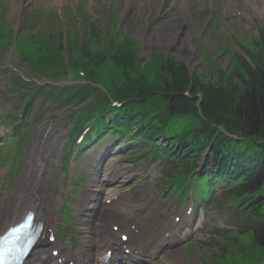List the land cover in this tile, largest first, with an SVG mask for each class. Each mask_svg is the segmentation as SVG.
Listing matches in <instances>:
<instances>
[{
    "label": "rangeland",
    "instance_id": "obj_1",
    "mask_svg": "<svg viewBox=\"0 0 264 264\" xmlns=\"http://www.w3.org/2000/svg\"><path fill=\"white\" fill-rule=\"evenodd\" d=\"M176 1L177 7L172 0H0V18L4 21L2 33H5L0 39V45L8 47L11 41L17 43V48L12 46L7 52L0 50V116L3 114L0 117V161L6 163L9 156L6 158L7 155L3 153L8 148L7 153H14L16 148H24L26 160L19 169L23 178L26 172L31 175L32 167L37 165L39 158L46 162L54 161L60 175L49 186L48 191L52 194L48 198L52 199L55 206L59 205L58 198L62 197L57 194V189L63 188L66 178L60 170L64 167L63 151L69 147L67 138L74 130V124L68 119L74 107L67 103V95L55 98V91L49 87L38 92L34 87L23 86L12 80V72L23 81L37 82L43 86L48 81L31 67L35 66L34 62L40 57L42 48L46 47L52 52L51 55L56 53L54 41L59 34L67 37L68 52L74 47L73 54L77 55L80 41L86 42L89 52L97 54L101 51L99 47L102 42L111 35L117 41L124 38L123 51L134 54L137 64L135 81L139 71L144 70L148 81H151L149 83L155 81L164 86L167 75L164 66L169 61L184 65L190 77L198 79L201 84L216 85L222 78L221 75L234 72L232 51L241 50L242 39L254 45L258 43L261 30L264 29V0H255L251 12L243 8V4L247 6V0H233V5L238 6L239 11L235 10L230 20L226 14L228 8L225 0ZM170 9L175 12L170 13ZM126 12H131L129 18L125 17ZM98 30L101 38L94 35ZM177 32L180 34L178 40L175 36ZM27 56H31V60L26 59ZM8 70L11 72L3 73ZM161 73L163 79L160 78ZM166 78L171 81L169 75ZM53 83L60 86L72 85L67 79ZM3 117L6 119L2 120ZM190 118L194 127H201L198 119L192 116ZM16 122L18 124L13 125ZM111 135L106 136V140L98 146L92 137L86 146H72L74 154L70 171L75 166L91 164L101 148L107 146L110 153H103L108 160L103 165L121 168L120 172L127 167L132 169L128 171V175L134 176V179L123 191L134 188L126 195L123 204L136 206L138 214L146 215L145 225L161 229L164 223L171 221L174 214L180 215L184 210V213L187 211L188 217L183 227L190 232L179 234L177 238L181 239L172 243L156 264H227L231 253L222 250L223 242L219 247L212 246L213 235L210 229L228 227L218 211L211 205L195 206L193 202L182 206L177 203L174 195L165 198L164 188L169 183L163 176H159L162 171L160 161L146 160L145 155H139L138 150H131L132 153H129L130 147L122 148L126 140H115ZM91 144L94 145L90 150ZM44 145L47 155L43 150ZM12 148L14 151H11ZM51 148L55 149L50 150ZM54 150L56 152L52 156ZM90 151L92 153L88 155ZM79 153H83V157ZM66 156L69 162L70 156ZM18 158L14 157V160ZM9 171L10 164L0 165V208L14 195L17 188L15 183L9 185L5 181L9 177ZM86 184L87 182L80 185L72 197L73 201L76 202L82 193H87L85 190L81 191ZM151 185L155 187L153 195L156 203L143 211V206L153 200L147 191ZM145 192L146 196H143ZM145 198L146 201L143 202ZM77 206V202L73 204L74 208ZM82 206L77 207V211ZM73 226L76 231L73 240L77 245H89L81 233V227ZM60 228L62 231L63 222ZM171 250L174 254L168 253Z\"/></svg>",
    "mask_w": 264,
    "mask_h": 264
},
{
    "label": "trees",
    "instance_id": "obj_2",
    "mask_svg": "<svg viewBox=\"0 0 264 264\" xmlns=\"http://www.w3.org/2000/svg\"><path fill=\"white\" fill-rule=\"evenodd\" d=\"M3 25L0 20V26ZM4 33L0 31V39L4 37ZM1 42V40H0ZM41 46L43 43L40 41ZM55 44V41H54ZM57 48L55 55H51L46 47L47 57L39 58L40 64L46 66H64L62 63L65 47L63 46V38L59 34L56 38ZM261 54L254 60V67L249 66L245 61H239L238 70L228 75H221L216 85H203L198 79H193L189 75L187 68L179 64V62H169L165 70L171 74L172 81L167 84L171 87L168 101L170 104L169 114L171 116L178 114L198 113L196 109L197 99L190 100L184 93L190 88L193 96L202 94L201 112L204 122L201 129L190 130L185 132L179 138L181 142H189L193 146L192 154L197 153V149L210 147L214 153L224 147H233L236 143L229 139L227 134L215 137L217 126L224 125L228 133L238 135L247 141L257 143L256 150H239L242 153H235L233 171L234 177H241L242 184L240 187L232 191V194L240 199H245L241 206L243 217L236 219L237 222L243 224L244 231H254L256 243L264 248V209L260 203L264 202V197L257 202H253L250 198L254 193L264 192V39L261 44ZM119 48L116 49V51ZM70 52L72 53L73 51ZM107 52L103 55L89 52L88 45L84 42L81 45V51L76 56H71V62L77 64L84 62L88 68H96L104 62L108 56ZM126 53V52H125ZM117 55V54H116ZM127 56H118L114 61L118 64H124L125 67H133L135 65L134 54H126ZM124 57V58H123ZM167 93V94H168ZM110 96L106 97V101L116 95L110 91ZM134 91L126 92L124 98L130 99ZM123 116L124 118H117ZM127 117V119L125 118ZM115 120L123 122L124 128L130 131L128 123L135 121L139 127L138 137L146 140L149 136H153L159 132H163V128L157 127L151 120H145L134 111V106L126 105L123 109H116L112 117V123ZM111 123V124H112ZM100 125H104L100 120ZM210 125V126H209ZM213 127V128H212ZM214 141V143H212ZM257 154V155H254ZM193 161V160H191ZM248 205L247 209L246 206ZM239 208L235 209V213L239 212Z\"/></svg>",
    "mask_w": 264,
    "mask_h": 264
},
{
    "label": "bare ground",
    "instance_id": "obj_3",
    "mask_svg": "<svg viewBox=\"0 0 264 264\" xmlns=\"http://www.w3.org/2000/svg\"><path fill=\"white\" fill-rule=\"evenodd\" d=\"M187 1L189 2L191 0ZM251 6H254V3L247 0V6H245L244 9H249V12H251ZM226 7L228 8L227 14L229 15L234 14V9L238 8L237 6H233V0H226ZM236 11H239V8ZM130 16L131 12L125 13V17L129 18ZM175 36L178 40V38H180L179 32H177ZM175 43L177 42L175 41ZM53 149L55 148H51L50 150ZM43 150L47 155L45 145ZM46 169L47 163H41L33 169L34 175L27 176L23 186L15 189L14 195L7 199L6 205L2 206L1 214L3 220H1L0 223V235L10 226L20 222L23 216L31 211L35 214L36 219L43 225L39 243L42 241L50 242L51 238L55 240L57 236V227H54V224L56 225V221L49 220L45 216V213L50 210V201L47 200L49 193L46 191V188L48 183H50V178H52L45 177ZM115 175L116 172L112 173L105 170H97L89 181V185L87 186L88 194L86 195V202L89 204V207L85 210V214L80 222L82 232L90 239L92 246L82 249V251L79 252V258H76L75 261L76 264L92 261V257H94L93 264H95V260L99 261L100 257L106 253L111 254L107 264H115V259L117 260L115 256L116 252H118L124 260L130 259L132 255H134V259L140 258L142 254L153 257L156 255L155 250L159 249L166 239V235L163 232V229L166 227H162L161 230H159L160 228H155L154 235L145 238L143 240L145 245L140 244V246L131 244L126 246L123 242H118L115 239V232L106 235L109 226H116L123 219V216L129 213V207L122 205V200L124 198L123 194L112 191L104 197V190H102L103 185L100 178L104 177V180L108 181L109 176L113 178ZM135 207L132 206L131 209L133 210ZM126 230L130 231L131 228H127ZM132 242L133 238L131 239V243ZM169 254H174V251H170ZM49 261L57 264L58 259L48 256L47 250H42L34 259L33 264H47Z\"/></svg>",
    "mask_w": 264,
    "mask_h": 264
},
{
    "label": "snow or ice",
    "instance_id": "obj_4",
    "mask_svg": "<svg viewBox=\"0 0 264 264\" xmlns=\"http://www.w3.org/2000/svg\"><path fill=\"white\" fill-rule=\"evenodd\" d=\"M11 249L7 247V240L0 238V262L4 260L6 254H11Z\"/></svg>",
    "mask_w": 264,
    "mask_h": 264
}]
</instances>
